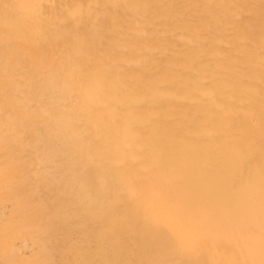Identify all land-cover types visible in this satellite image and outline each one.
Instances as JSON below:
<instances>
[{
	"label": "bare ground",
	"instance_id": "bare-ground-1",
	"mask_svg": "<svg viewBox=\"0 0 264 264\" xmlns=\"http://www.w3.org/2000/svg\"><path fill=\"white\" fill-rule=\"evenodd\" d=\"M0 264H264V0H0Z\"/></svg>",
	"mask_w": 264,
	"mask_h": 264
}]
</instances>
